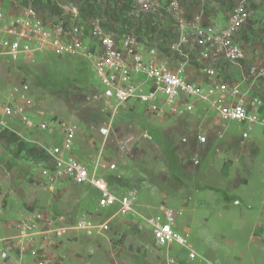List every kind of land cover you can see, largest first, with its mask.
I'll use <instances>...</instances> for the list:
<instances>
[{
  "label": "rangeland",
  "instance_id": "374dc122",
  "mask_svg": "<svg viewBox=\"0 0 264 264\" xmlns=\"http://www.w3.org/2000/svg\"><path fill=\"white\" fill-rule=\"evenodd\" d=\"M52 1L62 13H41L67 19L79 17L85 3ZM178 1L186 20L201 25L212 23L214 17L218 24H226L228 11L237 2ZM249 11L250 20L237 39L252 61L261 63L264 0H250ZM119 13L131 27L125 33L170 50L175 65L192 80L215 76L219 68L227 81H238L240 72L216 51L205 53L194 43H183L180 49L187 58L180 55L176 49L179 29L172 15L139 13L134 0ZM14 87L26 89L13 97ZM105 90L86 59L40 52L30 61L15 63L0 53V100L25 99L27 114L34 115L36 123L53 118L73 126L79 153L88 164L115 162L117 169L110 178L115 191L135 189L138 195L135 212L113 219L102 237L69 234L50 251L49 264H264V125H256L252 131L236 121L224 126L206 105L194 114L159 118L147 111L146 103L116 107ZM262 113L264 116V110ZM5 117L14 132L6 129L25 148L47 155L40 143L61 141L60 136L26 127L15 112ZM3 128L0 126V132ZM203 135L207 140L200 142ZM51 169L53 161L32 158L17 143L0 137V233L37 212H44L50 220L71 221L82 214L97 219L114 214L115 207H97L93 187L51 180ZM160 204L177 211L176 227L193 244L195 259L188 260L187 252L177 244L168 250L153 241L152 226L146 220L158 213Z\"/></svg>",
  "mask_w": 264,
  "mask_h": 264
},
{
  "label": "built area",
  "instance_id": "2783aa9c",
  "mask_svg": "<svg viewBox=\"0 0 264 264\" xmlns=\"http://www.w3.org/2000/svg\"><path fill=\"white\" fill-rule=\"evenodd\" d=\"M134 1L139 13H168L174 17L179 29L176 49L180 55L187 58L180 49L183 43H194L205 53L216 51L240 72L238 81H227L226 73L217 68V76L208 75L197 82L175 65L171 54L134 34L107 31L95 18L83 19L78 15L71 19L52 18L18 0H0V53L15 63L30 61L40 52H52L60 58L86 59L93 64L96 76L106 87V95L114 98L116 107L146 103L149 113L164 118L185 115L203 104L216 112L224 126L236 121L246 124L252 131L256 125H264V62H253L237 39L242 27L250 20V0H237L228 11L225 25L189 23L178 0L165 3L161 0ZM24 89L26 87H14L12 96L21 94ZM17 99L0 100V126L12 130L5 115L15 112L26 127L60 136V143L39 142L40 149L53 161L50 179L93 187L99 192L97 203L100 208L116 209L102 221L88 216L76 221L50 220L44 212L32 213L14 223L15 234L0 233V244L11 254L3 255L0 264H23L27 256L35 264H49L52 261L50 251L60 245L68 232H82L89 237L105 235L113 219L135 212L138 195L135 189L120 195L111 190L102 171L117 169L115 162L104 164L98 160L89 165L78 157L75 151L77 133L73 126L53 118L40 119L36 123L35 116L27 114L26 100ZM198 139L200 142L207 140L204 135ZM177 215L173 208L164 204L159 206L158 213L147 219L152 226L153 241L168 250L177 244L178 249L187 252V259L193 260L197 254L189 238L177 229Z\"/></svg>",
  "mask_w": 264,
  "mask_h": 264
},
{
  "label": "trees",
  "instance_id": "16d2710c",
  "mask_svg": "<svg viewBox=\"0 0 264 264\" xmlns=\"http://www.w3.org/2000/svg\"><path fill=\"white\" fill-rule=\"evenodd\" d=\"M82 1H85V3L80 7V18L100 19L101 25L104 29L118 34L131 30V27H127V25H125L126 20L122 19V13H119V11L129 8V3L131 0H103L101 3H98V0ZM21 2L26 6H31L34 10L39 12L47 11L53 14L62 13L61 10L57 9V7L53 5L52 0H21ZM120 4H122L123 7H121ZM139 39L143 40L141 37H139ZM160 49L166 54H169L170 50L162 47ZM191 58L193 59L192 61L195 62L194 56ZM0 137L5 139L8 143H17L21 149H26L27 154L32 158H42L46 162L52 161L50 156L42 154L35 148H25V144L19 140L18 136L6 128L1 130Z\"/></svg>",
  "mask_w": 264,
  "mask_h": 264
},
{
  "label": "crops",
  "instance_id": "0c3cea01",
  "mask_svg": "<svg viewBox=\"0 0 264 264\" xmlns=\"http://www.w3.org/2000/svg\"><path fill=\"white\" fill-rule=\"evenodd\" d=\"M213 24L215 23H217L218 24V22L216 21V17H214V19H213V22H212ZM211 22L210 23H207V24H205V25H208V24H212ZM221 25V24H220ZM223 25H225V24H223ZM134 104H138V103H134ZM131 105V104H130ZM205 107L204 105H198L196 108H195V111H197V109H199L200 107ZM190 114H194L193 112H190V113H187V114H185V115H190ZM174 116H168V117H164V118H168V119H170V118H173ZM176 117H181V116H176ZM216 119H217V122H219V120H218V118L216 117ZM75 151H76V153H77V155H78V157L81 159V160H83V161H85L86 163H88V161L86 160V158H83L82 156H81V154L79 153V147H78V139L76 138V143H75ZM115 170H106V171H102V174L104 175V177L107 179V181L109 182V185H110V188H111V190L113 191V192H115L116 194H118V195H120V194H123L124 192H126V191H128V190H130V189H126V190H124V191H121L120 193H118V192H116L115 191V189L113 188V186H112V183H111V173H113ZM67 180H65L64 182H66ZM71 183V182H70ZM75 185V184H74ZM78 186V185H77ZM80 187H83V188H89V189H92V188H90L89 186H80ZM92 190H94L96 193H97V197H96V201H97V199H98V196H99V192L97 191V190H95V189H92ZM97 204V207L99 208V209H104V208H100L99 206H98V203H96ZM161 205V204H160ZM157 208V207H156ZM136 210V209H135ZM94 215V214H93ZM82 216H88V215H86V214H82V215H79L78 216V218L77 219H79L80 217H82ZM88 217H91V218H93L92 217V215L91 216H88ZM109 217V216H108ZM149 218V217H148ZM147 218V219H148ZM60 219V218H59ZM76 219V220H77ZM93 219H95V220H98V221H102V220H105V219H101V218H99V219H97V218H93ZM62 220V219H61ZM63 220H66V221H68L67 219H63ZM76 220H73V221H76ZM69 221H71V220H69ZM147 221V220H146ZM16 233V230L14 229V227L13 228H11V227H8V228H6V229H4L3 230V234H6V235H13V234H15ZM71 233H81V234H83V235H85L86 237H89V236H87L86 234H84V233H82V232H77V231H71V232H68L67 234H66V236L64 237V238H66L67 236H69V234H71ZM104 236V235H103ZM97 237H102V236H95V237H93V238H97ZM63 238V240H65ZM62 240V241H63ZM62 243V242H61ZM8 254H10L9 252H7L6 250H5V245H2V244H0V258L3 256V255H8ZM11 255V254H10ZM13 255V254H12ZM181 259V258H180ZM23 264H35L34 262H33V260L30 258V256H27L26 257V259L23 261Z\"/></svg>",
  "mask_w": 264,
  "mask_h": 264
}]
</instances>
